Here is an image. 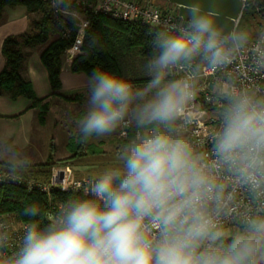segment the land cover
Masks as SVG:
<instances>
[{"label": "clouds", "instance_id": "clouds-1", "mask_svg": "<svg viewBox=\"0 0 264 264\" xmlns=\"http://www.w3.org/2000/svg\"><path fill=\"white\" fill-rule=\"evenodd\" d=\"M54 6L63 13L70 0ZM183 19L153 34L142 86L92 73L86 108L76 118L77 140L131 128L119 165L91 181L84 198L60 203L46 224L37 203L23 209L20 228L0 216V264H264V218L247 217L235 232L221 224L223 189L176 124L195 95V77L177 72L197 58L210 67L228 63L248 34L233 31L218 7L202 8L198 0ZM224 98L215 154L259 197L264 97L241 90ZM29 164L26 156L11 161L12 178Z\"/></svg>", "mask_w": 264, "mask_h": 264}, {"label": "built area", "instance_id": "built-area-1", "mask_svg": "<svg viewBox=\"0 0 264 264\" xmlns=\"http://www.w3.org/2000/svg\"><path fill=\"white\" fill-rule=\"evenodd\" d=\"M51 10V20L57 26L62 37H70L74 32L73 42L65 54L74 57L81 53L86 28L90 25L88 13H102L112 18L140 24L160 30H169L173 25L185 23L168 5H161L158 0H70V9L63 13L54 6L55 0H46ZM249 0H244V6ZM242 11L236 19L234 31L240 22ZM191 73L195 77V95L176 121L180 133L185 136L194 151L204 157V163L223 189V213L220 222L232 232L240 229L241 221L247 217L264 218V195L256 197L250 188L243 184L238 175L219 163L214 151L213 136L220 123V116L225 101V94L246 90L257 97H264V30L254 39H248L236 49L230 61L217 67H210L197 58L190 67L177 72V76ZM137 85L136 83H134ZM131 135V128L120 127V137L124 140ZM69 166L59 168L52 175L48 184L29 180L31 186L37 185L44 191L51 186L61 189L74 188L85 190L86 183L92 180L73 179ZM21 177L13 179L12 174L0 170V182H21ZM58 205L47 210L49 220ZM0 216L10 217V214ZM23 221H17V228Z\"/></svg>", "mask_w": 264, "mask_h": 264}, {"label": "trees", "instance_id": "trees-1", "mask_svg": "<svg viewBox=\"0 0 264 264\" xmlns=\"http://www.w3.org/2000/svg\"><path fill=\"white\" fill-rule=\"evenodd\" d=\"M164 2L166 3V0ZM17 5H26L29 11L39 10L40 16L32 22L29 30L5 38L3 43L5 64L0 71V94H6L11 98L19 96L29 98L32 105L38 109L39 121L44 123L51 101L45 100L46 97H37L30 79L23 74L26 59L23 45L36 46L44 44L40 55L48 69L52 87L51 95L60 94L63 56L66 49L73 42L76 26L72 36L62 37L59 29L51 20L50 6L46 0H0V22L4 17L5 7ZM243 10L236 31H244L248 34V39H254L258 35L250 36L247 32L249 30L248 26L251 30H255L256 26H264V20L254 19L257 14L264 11V0H249ZM87 17L90 19V25L86 28L84 34L83 51L72 57L69 68L75 72H85L89 76L95 70L106 71L130 79L137 84L147 81V77L127 76L124 73L125 68L122 58L125 50H137L145 58H151L152 48L150 42L153 34L160 31V29L151 28L138 22L112 18L102 13H88ZM257 21L259 22L257 23ZM263 30L264 27L260 33ZM79 95L75 93L63 97L66 100H73L78 99ZM77 136L78 132L71 135L68 143L70 150L74 152L72 156L75 157L72 159L81 160L89 152L91 154H101L103 152V149L93 144L90 139L87 142H79ZM53 154L51 152L46 161L30 163L26 169L19 171L17 174L21 177V182H0V215L10 214L17 221H23V217L20 215L23 209L30 204L37 203L44 213L39 217V220L42 224H46L49 221L47 210L52 205H59L70 199L85 197L87 191L84 189L70 188L63 190L58 186H51L49 191H44L37 185H29V180H35L43 184L49 183L48 178L55 162ZM0 163V170L9 171L8 166L10 163L2 161ZM90 182L84 186L87 190Z\"/></svg>", "mask_w": 264, "mask_h": 264}, {"label": "crops", "instance_id": "crops-1", "mask_svg": "<svg viewBox=\"0 0 264 264\" xmlns=\"http://www.w3.org/2000/svg\"><path fill=\"white\" fill-rule=\"evenodd\" d=\"M39 16V10L29 11L26 5L5 7L4 17L0 22V71L5 64L3 53L5 38L29 30L32 22L38 19ZM43 47L44 44L36 46L23 45V50L26 53L23 74L30 79L37 97H46L45 100L54 103V107L65 106L67 102L71 104L74 110L71 115L75 116L74 120L76 121L79 111L85 109L84 106L87 105V84L90 76L85 72L72 71L69 68L70 61L64 60L60 74L62 82L59 90L60 94L51 95L52 87L48 69L40 55ZM75 93L80 94L78 99L66 100L63 97ZM81 93H83V96ZM37 112L38 109L25 96L11 98L6 94H0V159H2L0 161H13L20 157L18 153L26 156L30 163L37 158L44 161L51 153L49 145L52 140L55 145L61 141V123L54 122V130L49 134L46 129L48 123L40 124L37 120ZM72 175L75 180H92L98 177L90 174L83 175L81 171L77 170H73Z\"/></svg>", "mask_w": 264, "mask_h": 264}, {"label": "rangeland", "instance_id": "rangeland-1", "mask_svg": "<svg viewBox=\"0 0 264 264\" xmlns=\"http://www.w3.org/2000/svg\"><path fill=\"white\" fill-rule=\"evenodd\" d=\"M158 3H160L161 5H167V3L164 2V0H158ZM254 19L256 20L258 19L259 21L264 20V11H262L260 14H257L254 17ZM259 21H257V23ZM263 27L256 26L255 30H251V28L248 26L249 30L247 32L250 34V36L260 35L261 34L260 31L263 29ZM71 59H72L71 57L64 54L63 60L70 61ZM122 59H123V66L125 68L124 73L127 76H143L149 78L145 71L144 65L147 62V60L150 58H145L137 50H125ZM145 82L146 81L136 84L137 86H142ZM50 104H51L50 108L47 110L46 121L44 123H41L39 121L38 116H37V120L42 125L48 123L46 129L49 132V134H51L52 131L54 130V125H53L54 122L55 123L60 122L61 123L60 130H62L61 133L62 139L57 145L54 144L53 140L49 145L51 152L54 153L53 158L55 162L52 165L51 174L48 180L51 179L54 172H56L59 168L65 169V166H69V168L74 171L75 170L81 171V174L83 175L90 174L93 176H99L105 169L119 165V161L117 157L121 151L124 141H126L120 137V128H118L114 133H112L109 136L93 137L90 139V141L93 144L97 145V147H100V149L101 148L103 149V152L101 154H91L89 152V154L85 155L84 158H82L81 160H77V158L72 159L75 156H72L74 152L70 150L68 143L71 137L70 134L75 135L78 132L76 121L74 120L75 116L71 115V112L74 113L73 107L71 104H68V102L67 105L62 107H54V103L52 102ZM84 108H86V106H84ZM84 110L85 109L80 110L79 115L82 114ZM18 155L21 157L23 154L18 153ZM32 161L33 162L31 163L43 162L41 161V159L38 158L33 159ZM2 162L10 163L11 161L3 160Z\"/></svg>", "mask_w": 264, "mask_h": 264}, {"label": "water", "instance_id": "water-1", "mask_svg": "<svg viewBox=\"0 0 264 264\" xmlns=\"http://www.w3.org/2000/svg\"><path fill=\"white\" fill-rule=\"evenodd\" d=\"M166 3L183 19L185 9L192 3V0H166ZM198 3L202 8L218 7L223 17L230 18V27L234 31L236 19L242 11L244 0H219V3H216V0H198Z\"/></svg>", "mask_w": 264, "mask_h": 264}]
</instances>
